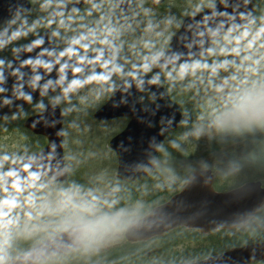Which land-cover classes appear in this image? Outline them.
<instances>
[{"label":"rangeland","instance_id":"obj_1","mask_svg":"<svg viewBox=\"0 0 264 264\" xmlns=\"http://www.w3.org/2000/svg\"><path fill=\"white\" fill-rule=\"evenodd\" d=\"M133 1L134 6L128 15L116 14L114 25L119 32L116 34V39L112 38L109 42L113 48L111 60L114 65L111 67L121 69L119 73H128L122 74L127 76L145 73L138 70L145 62V56L149 58L147 61L149 68L153 65V58L167 49L169 40L178 30L182 18L200 12L218 0H167L162 9L154 8L151 0ZM34 2L36 6L33 14L19 18L11 25L13 27L19 25L18 35L12 34L9 40L7 33H2L0 53L3 55L15 52L20 45L42 31L44 27L42 17L48 13V9L41 7L42 0H34ZM259 23L260 25L257 24L243 31L222 35L216 41L213 53L208 59L183 66L187 71L183 78L180 73L181 67L163 75L174 99L186 111L188 121L179 132L169 136L161 153L165 155V166L172 164L177 167L170 165L171 169L167 171L170 175L157 182L155 186H146L149 182L140 184L139 188L131 194L132 196L140 195L134 202L131 195H121L116 199L124 189L122 185L115 182L117 179L116 157L109 148L110 139L119 132L123 121L103 123L96 122L93 118L94 111L109 98L108 87L113 81L115 72L112 73L107 84L84 83L89 78L87 76L72 83L71 87L66 89L67 92L64 90L61 94H55L49 98L51 102L61 105L65 118L64 149L69 174V181L65 185H51L49 181L41 179L10 192L3 191L6 166L30 152L38 151L44 147L45 141L41 137L29 136L21 127V122L17 120L13 123L1 124L0 157L7 155L9 160L0 161L2 164L0 166V201L16 198L20 205L10 208L0 203V208L10 212L7 218L10 223L4 224L3 230L11 229L10 225L15 226L12 223L17 221L14 230L24 233L20 244V247L24 248L39 239L46 238V225L57 216L49 215L45 206L55 207L63 198L62 193L67 191L74 196L77 203L92 202L96 205L97 215L110 218L111 227L108 231L88 244L81 252L85 255L92 254L91 261L96 264L110 263L112 261L108 262L107 257L114 254L113 247L124 242V229L128 221L147 211L157 201L165 200L179 190L184 185L182 174H186L189 170L197 167H213L220 178L223 175L221 180H228L229 185L243 182L246 180L243 179L245 175L264 180V158L262 160L259 158L255 165L249 163L256 153L257 146L253 147L251 142L257 141L246 136L250 133L257 134L264 127V123L238 122L239 133L246 135H236L232 131V139L236 141L224 147L218 145L221 144L222 131L228 127L231 128L233 122L224 127H217L213 123L215 119L213 109L219 108L223 111V105L230 94L235 95L245 90L257 91L264 87V35L257 34L258 29L264 25V14ZM85 36L88 38L84 41L90 47L92 44L98 45L101 39H105L99 33ZM55 43L60 53L65 52L66 55V49L69 47L60 45V34L55 36ZM225 61H227L226 64ZM204 64L209 65V68L198 67ZM134 66L137 69L135 71ZM233 76L235 79H232ZM225 80H227L226 84H224ZM220 85H223V92L215 91V88ZM241 137L244 138L239 140ZM176 159L179 163H176ZM241 160H243V167H248L243 174H239L236 170L242 169H239V165L232 167L233 163L236 165ZM174 169H177L176 174L172 172ZM93 197L97 199L93 201ZM29 212L31 216L27 215ZM40 212H44V215H39ZM253 236H255L254 233L249 235V237ZM221 243L222 240L180 239L168 243L159 252L146 254L134 252L128 255L127 259L120 255L116 264H164L180 258L186 261L196 257L195 255L200 252L219 247ZM154 245L158 246V243ZM17 249L18 247L10 249L7 246L4 248V254H8L9 251L10 256H13ZM83 256L79 257L83 258ZM78 261L77 258L75 260L59 258L47 264H84Z\"/></svg>","mask_w":264,"mask_h":264},{"label":"water","instance_id":"obj_2","mask_svg":"<svg viewBox=\"0 0 264 264\" xmlns=\"http://www.w3.org/2000/svg\"><path fill=\"white\" fill-rule=\"evenodd\" d=\"M163 2L164 0H154V5L158 6ZM247 2L248 6L245 7L246 0H220L209 9L184 19L178 31L179 40L172 37L168 50L156 60L152 74L136 77L135 80L122 79L112 95L114 103L107 102L95 112L94 117L99 121L118 117L130 119L126 129L110 141L111 148L118 155V176L121 179L134 181L152 173L157 167V154L166 136L183 123L184 116L179 105L171 99L155 74L208 56L212 50V43L218 36L251 25L255 18L254 0ZM79 3L85 5L84 0H79ZM117 3L122 12H127L131 7V0H117ZM28 4H31L29 0H0V26L13 16L28 12L31 8L27 7ZM68 6L79 5L74 0ZM222 8L227 9L223 14ZM59 12L66 13L67 10L64 8L55 10L51 14L52 24L36 39L24 45L0 74V88L4 89V92L0 93V107H3V98L15 101L21 93L24 96L31 95L32 103L37 101L33 94L34 88L40 93V99L46 97L62 88L72 78L88 71L110 53L111 49L105 48L86 55L83 57V63L80 62L81 57L60 60L52 41L53 28ZM240 12L244 13L243 18L239 15ZM38 40L42 43L37 46L35 42ZM101 52L102 58L96 60ZM27 61L31 63H26ZM75 69L80 71L75 72ZM126 84L132 87L126 88ZM137 85L142 92L136 90ZM122 100L124 103H121ZM24 107L25 104L21 100L15 110ZM57 108L61 111L55 104L47 105L43 111L44 119L35 124V129L27 127L47 139L54 137L53 142L49 144L48 141L46 145L52 150L47 153L41 150L10 165L7 172H15L17 175L6 176L5 188L10 189L29 181L34 178L31 173H38V176H46L55 181L67 179L63 116L55 111ZM4 110L7 111V108ZM57 125H61L62 129H57ZM61 140L62 144L57 142ZM61 147L62 158L57 152ZM24 165H29V170H22ZM213 182L214 175L211 169L194 171L180 193L128 227L127 239L130 241L148 239L179 226L200 229L203 233L233 229L240 224H246L264 205V188L259 181L247 182L229 192H216L213 189ZM81 244L76 235L62 232L22 255L17 264H33L49 255L72 251ZM263 258L264 242L234 248L192 264H249Z\"/></svg>","mask_w":264,"mask_h":264},{"label":"clouds","instance_id":"obj_3","mask_svg":"<svg viewBox=\"0 0 264 264\" xmlns=\"http://www.w3.org/2000/svg\"><path fill=\"white\" fill-rule=\"evenodd\" d=\"M71 3V0H68L67 3H58L55 5V8H64L67 10V12L70 14L69 19H71L72 15H78L80 12V9L84 7L83 4L79 3V0H76L78 7H69L68 4ZM85 4L90 5L89 9L85 10V14L87 16H91L93 12L102 13L105 5L109 6V12H113L115 8L119 7V4L112 5L111 0H99V3L96 2V0H84ZM52 0H46L45 4H41L42 8H51ZM245 7L248 6V2L246 0V3L244 5ZM28 8L31 7V4L27 5ZM227 9L222 8L221 14H223V11ZM232 11H235V9H232ZM147 12V10H145ZM58 16L63 17L64 12L57 13ZM239 15L241 18H243L244 13L240 12ZM101 21L105 19L104 15H101L100 17ZM254 22V21H253ZM60 23L63 24V19L60 20ZM49 26L52 24V21H48ZM111 24V18L109 17L108 24L104 26V29L102 30L107 35H112L114 32H117L118 30L114 27H109ZM182 31V30H181ZM258 35H264V25H262L258 29ZM18 35V33H17ZM53 35H57V33H53ZM180 32H177L174 34V39L177 41L179 40ZM88 37L81 35L79 39H76L73 41V44H80L81 41L86 40ZM239 42V41H237ZM36 45H40L42 41L38 40L35 42ZM109 41L105 39L100 40V44H108ZM147 47V42L145 44ZM85 52L87 51L89 45L83 44L82 45ZM223 51V50H222ZM67 54L69 55H77L76 51L72 47H69L66 49ZM65 55V52H61V56ZM103 53H99L96 60H99L102 58ZM159 55H162V53L158 54L156 57L153 58V63L155 62V59L159 58ZM148 57H144V63L140 65V68L138 70L147 73L149 71V64H148ZM81 63H83V57H81ZM90 63H93L95 61H89ZM26 63H31V61H27ZM110 61H105L102 65L103 68H108ZM225 64L227 61L224 62ZM257 63H259L257 61ZM201 69H208L209 65H198ZM135 69L134 66V71ZM75 72H79L80 69H75ZM121 69L116 68L113 66V68L109 71L108 74L101 73L99 75H93L88 78L87 81L84 83H101V84H107L110 79L112 73H119ZM181 78H183L184 75L187 74V71L184 67H181L180 69ZM171 74L169 73V76ZM135 76L132 75V79L135 80ZM39 80V77L36 78ZM232 79H235L233 76ZM150 83H154V81H150ZM227 83V80L224 81V84ZM82 86V85H81ZM126 88H131L132 86L130 84L125 85ZM136 90L142 92V89H140L139 85L136 86ZM224 88L223 85L217 86L215 88V91L217 92H223ZM110 92H114L115 89L113 87H109ZM4 89L0 88V93H3ZM67 92V90H65ZM33 94L36 96L37 103L35 107L33 108L32 112L35 113V115H32L27 121H26V127L35 129V124L41 120L44 119L43 111L45 106L42 102H40V93L33 89ZM123 95V93H121ZM141 99H143V96H141ZM23 100L25 107L32 104V96H24L23 93H21L20 96L16 97L15 101H12L10 98H3V107H0V120H7L10 116L13 120L18 119L16 108L19 107V104ZM107 102L109 104L114 103V96H109ZM121 103H124L122 100ZM9 105H13V107H9ZM7 108V111L4 109ZM224 110L221 111L219 108H214L213 113L215 114V119L213 123L217 127H224L230 122H262L264 123V87H262L260 90L257 91H248L245 90L242 93H237L235 95L230 94L226 100V102L223 105ZM55 111L59 112L60 116H63V113L60 111L59 108L55 109ZM55 118V117H54ZM57 129H62L61 125L56 126ZM56 131V129L54 130ZM57 135L59 133L57 132ZM54 140V137H48L49 144H51ZM59 143H63L61 141H57ZM44 152H50L52 149L51 147H45L42 149ZM58 155L62 158L63 157V148L57 150ZM9 157L7 155L0 157V161H8ZM15 163V161H13ZM2 166V164H0ZM24 171L29 170V165H24L23 169ZM7 177H15L17 174L15 172H7L4 173ZM31 175L36 178L38 177V173H31ZM42 187V186H41ZM4 191L7 192V188H4ZM32 195V194H30ZM62 199L59 200L55 207L46 205L47 212L49 215L57 216L59 219L55 222L56 223V230L67 232L69 234L76 235V238L84 243L85 245L91 244L92 242L96 241L100 237H102L108 229L111 227L109 224L110 218L107 216H101L97 215L96 205L92 202H82L77 203L74 199V196L69 194V192L65 191L62 193ZM36 199H40V197H36ZM97 198L93 197V201H95ZM0 203L4 205H8L10 208H16L18 205V201L16 198H13L11 200L4 199L3 201H0ZM27 215L31 216V212L27 213ZM39 215H44V212H40ZM10 216L9 211H5L2 208H0V221L3 223H0V228H3L4 224L10 223L7 218ZM0 235H3L2 232H0ZM225 256H227L225 254ZM0 264H5V255H4V242L0 241Z\"/></svg>","mask_w":264,"mask_h":264},{"label":"flooded vegetation","instance_id":"obj_4","mask_svg":"<svg viewBox=\"0 0 264 264\" xmlns=\"http://www.w3.org/2000/svg\"><path fill=\"white\" fill-rule=\"evenodd\" d=\"M97 3H99V0L97 1ZM254 6H255V16H256V18H255V22H254V24L252 26H255L257 24L260 25L259 21L262 19V14H264V0H254ZM89 8H90V5H87L84 8L80 9L79 14L78 15H72L71 19H69V15H70L69 13H66V14H64L63 17H59L58 18V21L56 23V27L54 29V32L57 33V34H60V45L64 46V47H72V48L75 49L74 51H76V53H77V55L66 54V55L61 56V53H60V51L58 49V46H57V44H55L56 49L58 51V54H60V56L62 58H69V57H76V56L84 55V54H82L84 52V49H83L82 45L83 44H88V43L83 40V41H81L80 44H73V41L76 40V39H79V37L81 35L85 36V35L91 34V32H89L88 30H83L82 29L84 27L91 29V27H89L88 25H90L91 23L93 24V22H91V23L88 22L89 18L86 17L83 14V12L86 9H89ZM101 15H104V17H105V19L103 21H101V19H100ZM109 17L111 18V24L109 25V27H114L115 28V25H114L115 24V22H114L115 19L113 17V14L110 13L109 11H108L107 14H105V13H103V14L99 13L98 14V16L95 18L96 26L104 27L106 24H108ZM61 19H63V24L60 23ZM61 25H62V29L63 30L60 28ZM74 29H77V30H74ZM102 34H103L102 36L104 38L109 39L110 41L109 40L108 41L111 42V39L114 38L115 32L112 35H107L105 32H102ZM54 36H57V35H54ZM96 46H98V47L93 49V50H91V51L99 50V49L103 48L104 46H107V44H104V45L98 44ZM92 48H94V47H92ZM110 58L111 57L103 59L94 68L102 67L104 62L108 61ZM92 72L93 71H91L89 73H85L84 75L81 76V78L89 76V74L92 73ZM115 80H116V77L113 76V81L110 84V86L113 87V88L115 86ZM35 105L36 104H33V105H31V106H29V107L17 112L18 119H16V120L20 121V122L23 121V126H24L27 118L30 117L31 115L35 114L33 112H30L31 108L34 107ZM120 120H121V122L123 121V124L120 126V128H121L120 130H123L127 126L128 120L127 119H120ZM7 121L8 122L11 121V123H12L14 120L11 117H8V119L6 121L4 120V123L7 122ZM112 121H118V119H115V120H112ZM24 130L29 136H32L34 138L36 137V135L32 134L30 131L25 129V126H24ZM215 177H216V187H217V189L221 190L220 187L222 185H220L217 182V174H215ZM253 180L261 181L262 182V187L264 188V180L263 179L255 177ZM243 182H245V180ZM120 185L124 186L125 188H129L128 191H125V194L126 195L127 194L131 195V186H133L134 183H128V182L120 181ZM136 186L139 187V185H136ZM229 188H233V187L231 186V187L225 188L223 190H229ZM254 219H253L254 220L253 224H251L250 226H249V224L246 225V226H243L241 229H242V231L245 232V229H250V227H253V231L252 232H254L255 237L253 239L248 240L247 242H243V243H250V242L251 243H261V242H264V206L257 212V214L255 215ZM14 220L15 219H13V221ZM16 222H13L12 225L14 224L16 226ZM0 223H2V222L0 221ZM15 226H11L10 225L11 229H9V230L8 229H4L3 230V228H0V232L3 233V235H0V241L4 242V248H7V246H8V247H10V249H12V248L16 249L18 247V249L15 251V255L10 256L9 251L7 252L8 254H4L5 255V264H16V261H17L18 257L22 253H24L25 251H28L29 249H31L37 243L40 242V241L35 242L34 244H32L29 247H26L27 246L26 245L25 246L26 248L20 247V244L22 243V239H23L24 233L21 232V231L14 230V229H16ZM234 231H226L224 233L234 234V233H236ZM201 236L202 237H200V238L203 239L204 236L203 235H201ZM210 237H212V235L206 236L205 240L211 241L212 238H210ZM236 243H240V242H236ZM58 257L59 256H57L56 258H58ZM53 259H54V257H50V258H47V259H44V260H40V261L36 262L35 264H47L48 262L52 261ZM254 264H264V259L254 263Z\"/></svg>","mask_w":264,"mask_h":264},{"label":"trees","instance_id":"obj_5","mask_svg":"<svg viewBox=\"0 0 264 264\" xmlns=\"http://www.w3.org/2000/svg\"><path fill=\"white\" fill-rule=\"evenodd\" d=\"M61 2V1H63V0H52V4H54V3H57V2ZM42 2L43 3H46L45 2V0H42ZM17 26V27H16ZM15 26V28H18L19 27V25H16ZM0 54H2V53H0ZM3 55V54H2ZM8 55H12L11 53H9ZM1 60V59H0ZM1 62V61H0ZM164 74H160V75H158V77H159V80H160V82L162 83V84H164V85H166V83H165V81H164V76H163ZM187 121H188V115H187V113H186V121H185V123H187ZM237 125H239L238 123H234V125L230 128V127H228L227 129H224L223 131H222V133H223V135L221 136V140H220V143L221 144H218L219 145V147H224V146H226V145H228L229 143H231V142H233V141H236V140H233L232 139V136H233V133H232V131H234V133H236V135L238 134H240L239 133V129H240V127H237ZM241 135V134H240ZM248 137H250V139L253 137V136H250V135H248ZM248 137H246V138H248ZM264 127L260 130V132H259V135H258V137L256 138V141L257 142H251V145L254 147L255 145H257L256 146V153L255 154H264ZM242 138H244V137H241L239 140H241ZM255 154H254V156L252 157V159L250 160V162L249 163H252L253 165H255V162H254V158H255ZM180 158H178V160H179ZM165 155H163V154H161L160 155V167H159V169L157 170V172L154 174V176H159V177H168L169 175H170V173H168L167 171L169 170V166L171 165L172 167H177V166H174V165H172V164H167L166 166H165ZM177 159H176V163H179V161H178ZM173 161H175V159H173ZM242 161L243 160H241V162H237L236 163V165H235V163H233L232 164V166H238L239 165V169L240 168H242V169H240V170H238V172H239V174H243L244 173V171H246L247 169L246 168H248V167H246V166H244L243 167V164H242ZM249 166V165H248ZM165 168V169H164ZM171 169V168H170ZM166 170V172H164ZM173 173L175 172V174H176V172H177V169H174L173 171H172ZM190 172H191V170L190 171H188L186 174H182V177H183V179L184 180H186V178L188 177V175L190 174ZM252 175H249V176H247V175H245V177L243 178V179H249V178H253V177H251ZM223 178V175L221 176V178L218 176V183L220 184V185H222L220 188H221V190H223V189H225V188H228V187H231V185H229V182H228V180H221ZM147 181V180H146ZM222 181V182H221ZM255 220V219H254ZM254 220L249 224V226L251 225V224H253L254 223ZM252 228L250 227V229H248V230H245V232L244 231H242V229L238 232V236H240V235H242V234H244V235H247L248 237H246V238H243V239H241V240H238L240 243H236V238L235 237H233V238H231L232 236H229L228 237V241H227V244L226 245H222L221 247H219V248H216V249H210V251H207V252H201V253H199V254H197L196 255V257L194 258V259H199V258H203V257H205V256H209V255H211V254H215V253H218V252H221V251H224V250H226V249H228V248H230V247H232V246H235V245H238V244H241V243H243V242H247L248 240H251V239H253L255 236H253V237H249V235H251L252 233H254V232H252V230H251ZM57 231V230H56ZM218 234H227V233H224V232H221V233H216V235H218ZM171 238H169L170 240L171 239H173V240H169V243H171L172 241H174L175 242V240L177 241V240H180V239H188L189 237L190 238H195V240L196 239H199L200 238V235L198 234L197 235V232H195V231H189V230H185V229H179V230H176V231H173V232H171V234L169 235ZM234 236H237V234L236 235H234ZM144 248V249H143ZM143 248H141V249H137V250H139L141 253H144L145 252V249H146V247H143ZM136 251V250H135Z\"/></svg>","mask_w":264,"mask_h":264}]
</instances>
